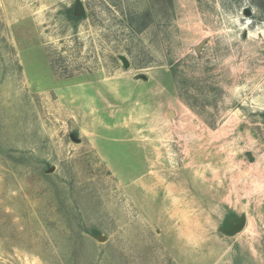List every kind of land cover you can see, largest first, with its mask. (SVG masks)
<instances>
[{"label": "rangeland", "instance_id": "rangeland-1", "mask_svg": "<svg viewBox=\"0 0 264 264\" xmlns=\"http://www.w3.org/2000/svg\"><path fill=\"white\" fill-rule=\"evenodd\" d=\"M80 1L0 0V264H264V0Z\"/></svg>", "mask_w": 264, "mask_h": 264}, {"label": "water", "instance_id": "water-1", "mask_svg": "<svg viewBox=\"0 0 264 264\" xmlns=\"http://www.w3.org/2000/svg\"><path fill=\"white\" fill-rule=\"evenodd\" d=\"M75 13L77 16H86L85 9L83 7V4L80 0H76V8ZM205 45V41H203L201 44H199L195 50L197 53H200L202 50V47ZM121 60L126 68H129L130 64L128 60L125 57H121ZM74 139V137H72ZM75 140V139H74ZM246 225V217L242 216L239 220V222L234 225L227 228H222L221 232L228 236L236 235L237 233L241 232Z\"/></svg>", "mask_w": 264, "mask_h": 264}, {"label": "flooded vegetation", "instance_id": "flooded-vegetation-1", "mask_svg": "<svg viewBox=\"0 0 264 264\" xmlns=\"http://www.w3.org/2000/svg\"><path fill=\"white\" fill-rule=\"evenodd\" d=\"M239 220H240V218L238 219V220H235L233 223H231L230 225H229V227L232 225V226H234V225H236L238 222H239Z\"/></svg>", "mask_w": 264, "mask_h": 264}, {"label": "trees", "instance_id": "trees-1", "mask_svg": "<svg viewBox=\"0 0 264 264\" xmlns=\"http://www.w3.org/2000/svg\"><path fill=\"white\" fill-rule=\"evenodd\" d=\"M256 3H257V2H256ZM257 6H258V7H262V4H260V2H258V3H257ZM46 176H47V175H45V177H46Z\"/></svg>", "mask_w": 264, "mask_h": 264}]
</instances>
